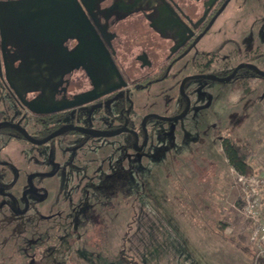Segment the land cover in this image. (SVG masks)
Wrapping results in <instances>:
<instances>
[{"label":"rangeland","instance_id":"obj_1","mask_svg":"<svg viewBox=\"0 0 264 264\" xmlns=\"http://www.w3.org/2000/svg\"><path fill=\"white\" fill-rule=\"evenodd\" d=\"M261 51L264 67L263 42ZM12 104L0 87V121ZM33 123L31 116V131ZM123 138L37 145L0 132V187L9 194L0 196L8 204L0 210V264H132L121 251L142 264H255L252 251L264 249V78L214 83L210 108L142 151L121 149ZM229 140L250 142L246 173L228 160ZM52 158L60 170L34 177L32 192L29 173L54 169ZM253 188L259 203L240 206Z\"/></svg>","mask_w":264,"mask_h":264},{"label":"flooded vegetation","instance_id":"obj_2","mask_svg":"<svg viewBox=\"0 0 264 264\" xmlns=\"http://www.w3.org/2000/svg\"><path fill=\"white\" fill-rule=\"evenodd\" d=\"M114 1L106 0L102 6ZM263 12L264 0H161L156 11L143 4L127 14L120 8L108 18L101 15L96 30L103 36L120 76L108 66L110 68L99 80L100 89L109 90L107 93L79 106L45 114L32 113V131L27 128V109L10 93L1 78L4 88L0 87L11 103L19 105L14 119L26 125L33 137L42 139L60 127L72 124L100 133L120 132L91 135L69 127L51 140L81 137L79 142L85 143L89 137H124L119 142L121 149L142 151L150 147L153 137L170 136L176 122L210 108L214 83L264 78L247 65L254 64L264 70L259 65L264 43ZM75 44L76 41L71 39L65 42L70 50ZM238 57L241 59L235 63ZM239 64L243 65L231 79H220L231 75ZM213 75L218 78H212ZM93 88L95 85L88 69L83 64L73 66L62 75L54 100L62 104ZM37 93L32 92L28 97ZM44 132L47 133L42 134ZM47 162L55 168L29 173V190L32 192L38 189L34 187V177L52 176L61 168L53 158ZM2 188V197L9 196ZM22 195L24 198L25 192ZM0 205L8 204L2 199ZM12 209L16 214L24 212Z\"/></svg>","mask_w":264,"mask_h":264},{"label":"water","instance_id":"obj_3","mask_svg":"<svg viewBox=\"0 0 264 264\" xmlns=\"http://www.w3.org/2000/svg\"><path fill=\"white\" fill-rule=\"evenodd\" d=\"M105 1L0 0V78L22 107L33 114H45L85 104L109 91L100 89L102 73L111 67L117 75L120 74L106 49L103 36L96 30L101 15L108 18L120 8L127 14L143 4L156 11L161 0H116L103 7ZM69 39L76 41L71 50L65 45ZM80 64L88 69L95 88L77 94L62 104L55 101L54 93L62 75ZM242 65L239 64L231 75L220 79H231ZM247 65L264 76V70L254 64ZM211 77L218 78L215 75ZM32 92L38 93L28 97ZM53 103L56 106L51 107ZM3 126L17 129L28 141L37 145L48 142L69 127L91 135L120 132L100 133L70 124L38 139L19 122L1 120L0 128Z\"/></svg>","mask_w":264,"mask_h":264},{"label":"trees","instance_id":"obj_4","mask_svg":"<svg viewBox=\"0 0 264 264\" xmlns=\"http://www.w3.org/2000/svg\"><path fill=\"white\" fill-rule=\"evenodd\" d=\"M0 85L4 88L2 82L0 83ZM12 106H13L12 110L8 112V116L6 118H8L9 120H12V121L20 122V120H17V119H14L11 117L12 113L14 114L15 111L19 110V105L17 103H13ZM31 116L32 115L29 113L26 115V117L29 119L31 118ZM0 132L7 133V134H10L12 136L17 135L21 138H24L22 133L13 127L3 126L0 128ZM46 133L47 132H44L43 134H46ZM225 151H226V155H227L228 160L237 169V171H239L240 173H246L249 166H250V163H251V157L254 154V151L252 149L250 142L245 140L243 142L236 143L232 140H229L228 142L225 143ZM0 196L2 197L1 194H0ZM243 202L244 201L240 199L238 201V204L240 206H243ZM0 203H1V200H0ZM5 207L6 206L3 207L2 205H0V210H3ZM28 237H26L25 240L20 245V251L19 252L21 254H23L26 251L27 247L26 248H24V247L29 245L28 240H30V239ZM252 255H253V261L255 264H264V257L258 255L257 251H252ZM121 257L123 258V260H126L129 263L142 264L140 262H137L135 259L127 258L125 256L124 251H121ZM7 259L8 258L3 259V261L4 262L8 261Z\"/></svg>","mask_w":264,"mask_h":264},{"label":"built area","instance_id":"obj_5","mask_svg":"<svg viewBox=\"0 0 264 264\" xmlns=\"http://www.w3.org/2000/svg\"><path fill=\"white\" fill-rule=\"evenodd\" d=\"M241 176H242V179H243V174H241ZM253 178H254V176L253 177H250V182L253 180ZM248 178H245L244 177V181L245 180H247ZM249 185H251V183H249ZM256 188H253V192L255 193H250V192H245L244 191V193H243V195H242V200H244V204L246 205H244L245 207H249L250 206V201L251 200H253V203H259V197H257L256 196ZM252 196V197H251ZM246 202V203H245ZM257 253H258V255H260V256H262V257H264V249L262 250V248L259 250H257Z\"/></svg>","mask_w":264,"mask_h":264}]
</instances>
